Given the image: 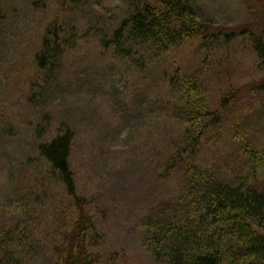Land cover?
<instances>
[{"label":"rangeland","instance_id":"obj_1","mask_svg":"<svg viewBox=\"0 0 264 264\" xmlns=\"http://www.w3.org/2000/svg\"><path fill=\"white\" fill-rule=\"evenodd\" d=\"M98 1L116 7L106 19L127 9L125 0ZM187 5L196 19L225 32L227 46L188 40L162 56L145 52L148 65L136 70L95 40L81 41L45 73L34 55L60 18L62 1L0 0L5 15L0 19V225L31 218L36 244L25 249L28 264H55L54 248L67 224V196L37 150L61 127L75 133L70 167L99 234L93 251L101 256L98 264H155L142 242L144 219L181 192L180 175L165 167L183 126L162 111V101L174 98L166 74L201 75L206 57L212 63L205 69L206 99L215 105L222 88L234 89L239 98L227 107L223 140L207 137L194 149L200 167L223 165L236 134H257L264 143V58L254 50L255 43H264V0H187ZM153 104L160 106L158 114L147 119ZM41 126L45 134L39 138ZM256 179L264 181V167ZM16 200H27L29 213Z\"/></svg>","mask_w":264,"mask_h":264},{"label":"trees","instance_id":"obj_2","mask_svg":"<svg viewBox=\"0 0 264 264\" xmlns=\"http://www.w3.org/2000/svg\"><path fill=\"white\" fill-rule=\"evenodd\" d=\"M61 1V16L34 55L36 67L45 73L55 69L59 59L76 50L81 41L95 40L112 52V58L138 70L148 65H144L146 53L162 56L192 39H201L203 44L211 39L217 45L220 40L221 48L230 40L210 21L196 19L187 0H125L127 9L107 19L105 14L113 12L115 5L98 0ZM0 19L5 15L0 14ZM261 41L254 50L263 59ZM211 66L204 57L201 75L194 71L184 76L175 71L165 77L174 98L162 101V111L183 124L165 167L180 175L182 187L179 196L161 209L151 208L144 219L142 242L155 264H264V181L256 179L264 167L262 137L236 134L232 151L221 159L224 164L218 162L210 169L200 167L192 155L207 137L223 140L226 127L223 134L220 131L227 107L239 100L234 89L223 88L218 90L215 105L206 99L205 69L210 71ZM159 107H148L147 119L157 115ZM36 132L40 138L45 128L38 127ZM74 137L73 129L63 126L50 140L37 145L69 204L67 224L54 248L55 264H98L101 256L93 251L99 234L89 218L86 198L77 193L70 167ZM14 203L29 213L27 200ZM30 221L27 217L12 227L0 225V264H28L25 249L36 244Z\"/></svg>","mask_w":264,"mask_h":264}]
</instances>
